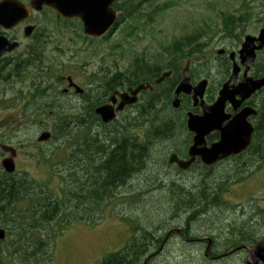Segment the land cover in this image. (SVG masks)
<instances>
[{"label":"rangeland","instance_id":"rangeland-1","mask_svg":"<svg viewBox=\"0 0 264 264\" xmlns=\"http://www.w3.org/2000/svg\"><path fill=\"white\" fill-rule=\"evenodd\" d=\"M245 11L248 21L242 24V30L236 31L232 37L226 36L222 32L224 28L223 16L230 13L243 15ZM43 13L34 15L32 23H58L52 13ZM125 25L126 22L123 20L117 25V29L103 40L87 41L79 38L77 36L79 31L76 26L72 32L60 36L53 35L48 50L58 46L66 53L58 64L60 69L54 71L52 77L57 74H70L80 85L92 72H100L101 67L111 68L116 62L122 66L121 68L127 67L134 58L133 55L137 53H144L149 60H156V62L162 64L161 59L164 58V61L169 60V55L163 52L162 46L175 37L191 33L194 30L202 31L203 37L201 40L206 43V49L198 56L203 58L205 63L207 62L206 64H209L211 57L216 55L218 50L225 48L234 50L240 45L245 35H258L257 33L264 27V0H184L164 11L152 24L145 25L133 38L125 37L122 31ZM46 28H52V26ZM16 34L20 36V39H23L21 30L16 31ZM237 37H239V40H237ZM118 41L122 42V47L115 49L113 43ZM23 42L25 43L27 40ZM195 57L196 55H192L189 59L193 61ZM185 62L182 68L185 66ZM168 70L169 68L163 71ZM109 71H112V69H109ZM52 77L49 73L46 79L50 81ZM22 80L24 78L20 80L12 78L9 82H0V103L2 104L0 105V131L6 132V134L11 133V128L7 129L6 125L14 123L13 135L17 140L24 142V147L21 150H24L27 154L28 151L25 150L34 149L33 146L28 145V142H37L36 138L38 139L42 134L40 133L41 130H48L47 132H49L52 127L48 124L40 127L38 120H34L32 123L27 122V120L21 121V117L27 111L7 107L10 103L8 98L18 93L21 88L27 90V82H20ZM103 92L104 90L101 89L98 93L103 96ZM62 102L63 107H68L69 112H71V106L68 104L64 106L65 99H62ZM157 102V100H154V105ZM87 106L91 108L90 105L83 103L73 120L78 121L80 119L83 123L86 121L83 119L89 118L91 120V113ZM61 111L59 109V114L62 117L73 114L72 112L62 114ZM39 113H42V110ZM154 114L156 115L154 124L158 129L162 125V120L167 116L170 117L171 113L159 111L154 106ZM48 115V111H46V116ZM28 118L30 119L29 116ZM47 121L48 119L45 118L44 122ZM93 125L81 126V123L77 122L76 127L72 125L57 126L54 133L55 138L39 140L45 141L42 142V145H38V151L43 159L39 161L36 154L32 153L30 154L31 157L27 156L24 166L20 167L18 163V167L25 168L26 166L29 170L27 174L33 179L39 182H47L51 189L58 191L60 180L56 175H53L52 171L58 173L56 168H62L61 162L64 161L71 150L70 168L75 171L76 176H79L74 177L76 185L86 179L85 175L88 176L89 182H91L94 167L100 159L97 155L93 156L90 153L89 144L100 145L101 141L104 143L105 138V134L101 133L102 127L95 123ZM64 126L69 129V135L58 134ZM116 126H123L120 129L124 132L121 137H129L128 139L132 141L129 135H132L130 130L133 128V123L129 118H123ZM161 128L159 127V129ZM125 132H128V134ZM77 139L80 140L78 145H72L73 140ZM159 140L158 143L157 141L153 143L156 149L148 157L147 165L144 168L139 167L138 169L136 167L130 170V176L125 180L126 186L119 190L118 184V190H115L117 196L104 204L101 214L96 216L97 220L92 221L91 219L87 220V217H81L62 228L57 225L60 219L49 224L46 229L52 228L56 233L53 244L50 246V258L37 260L30 264H92L104 254L122 248L135 234L132 232L131 223H138L139 220L146 222L149 229L155 227L158 230L160 228L158 231L153 230L155 236H160L165 228L167 229L165 231L166 236L176 233V229L182 227L183 230L184 228L190 230L189 236L191 238L206 237L207 239L208 237H214L217 240H224L227 238L225 234L227 222L231 224L232 231L240 230L252 234L247 235L248 239L258 238L264 232V229L260 230L253 226L252 228L251 225L249 226L250 221L245 214H228L229 209L216 198L217 191L226 187L222 192L228 206L238 204L245 199H254L258 204L264 206V169H260L261 171L255 169L257 162L252 163L254 160L246 159L248 156L234 159L231 162L234 164V168L248 166L254 168L248 170V172L239 170L237 173H228L227 164L213 169H203L195 166V170L180 172L173 166L168 165V157L172 150L182 151L183 148H186V133H179L171 139L162 137ZM153 144L150 143L149 146L152 147ZM242 173L244 175L243 181L239 177ZM235 176L239 178V183L227 182ZM195 196H198V198H195ZM199 199L202 200V207L198 205L196 208L190 205L198 204ZM183 205L188 207L183 208ZM82 214V212H78V215ZM129 219L134 222H130ZM232 231L231 234H233ZM250 231L254 232L251 233ZM243 232H239V234L242 236L244 235ZM183 240L182 237L175 234L166 243L162 253L154 255L152 261L148 264H213L209 261L206 263L203 261L204 256L201 251L204 246L202 244H190ZM233 242L238 243V240ZM245 243L249 244L248 241ZM156 248L158 247L149 246L148 253L152 254ZM0 253V257L4 261L10 259L8 250H1ZM241 258L242 256H237L229 262L228 260L224 262L221 260L214 264H235V260H242ZM146 260L144 258L142 264ZM10 264L19 263L12 262Z\"/></svg>","mask_w":264,"mask_h":264},{"label":"flooded vegetation","instance_id":"flooded-vegetation-1","mask_svg":"<svg viewBox=\"0 0 264 264\" xmlns=\"http://www.w3.org/2000/svg\"><path fill=\"white\" fill-rule=\"evenodd\" d=\"M25 4H28L30 0H21ZM43 12L52 13L55 16L56 22L53 24L51 23H32V18L36 14H44ZM64 20H74L71 22H64ZM31 26L32 29L29 34L25 33V28ZM48 26H52V28H46ZM75 26L78 28L77 36L83 40L87 41H93L95 39L103 40L105 39V36H109L114 32L115 29H117V26L114 30L108 31V34L95 38V37H88L89 39H84L83 36V26L82 22L78 18H63L60 15H58L55 11L48 7H43L40 10L34 11L31 9L30 15L28 18L24 19L22 22L18 23L17 25L11 27V28H4L0 25V36L4 35L6 38H8L10 41H16L18 45L10 50V51H4L0 55V82H9L12 78L21 79L24 78V80L20 82H27V90H22L15 95H13L11 98H8L10 100V103H8L7 107H12L15 109H21L26 110L21 117V121L27 120V122H34V120H38L40 123V127H44L47 124L50 125L51 129L50 132V140L52 138H55V128L57 126L66 125V126H74L76 127V123H81V126H94L93 123L97 125L104 126L106 129H121L123 126H116L120 120L123 118H129L133 123V128L130 130L132 132V135H129L131 139H134V147L138 150V153H140L142 149V142H143V134H142V128L141 124L143 122L142 120V111L137 107L138 102L143 97L144 94H149L154 90V99L160 100L161 98L165 97L167 98V105L164 106L162 110H166L172 115L178 116L179 120L183 122V128L184 132L186 133V141L187 146L186 148H183L182 151L178 150H172L170 157L175 154L176 157L180 160L187 161L190 159L189 155V148L193 144V138L194 133L191 132L187 127V118L188 114L192 113L195 115H201L203 113V107L201 106V103H204L205 105H211L218 97L219 91L223 87L224 83L228 80L231 74L233 62H236L240 67L238 74L234 80L233 88L238 87L240 84L245 82V79H261L264 78V46L261 49H258L256 51L255 58L252 62H248L247 64V70L244 65H241L240 58H239V47L238 45L234 50H228V49H221L222 52L218 53L216 52V55L211 57V62H209L208 69L204 68L205 64H199V68L196 70V72L192 71L191 66V60H186L185 66L188 65L189 68V75H190V81L192 86L196 85L201 80H206V86L203 91L202 97H198L197 100L194 99V91L191 89L189 93H179L178 95V105H173V94L174 91L179 83V81L182 78L183 69L181 70V76L177 81H170L169 78L172 75L173 67L169 68L168 71L161 72L157 77L155 78H149L147 77L142 82H148L153 86L152 90L146 89L142 90L138 94V101L134 104L125 105L121 110H116L120 97L119 94L123 93L125 91H128L129 87H135L139 83H136L134 85H128L126 84V75H125V68L119 64L115 63L114 66L111 68H104L101 67V71L98 73L92 72L90 76H87L82 83H79L73 78V75L67 74H57L55 77H52V73L54 71H57V69H60L58 64L63 58V55L66 53L64 50H61L60 47L54 46L52 50H48L49 42L52 41L51 37L53 35L60 36L64 35L65 33L72 32L75 28ZM22 32L23 39H20V36L16 34V31ZM258 34V33H257ZM256 35V34H254ZM87 37V36H85ZM24 40H27V42H23ZM241 44V43H240ZM257 44V42H256ZM234 51V59L232 60L229 56V53ZM48 52V53H47ZM54 52V53H53ZM52 53V54H51ZM62 53V54H61ZM193 64V63H192ZM62 66V64H61ZM58 67V68H56ZM63 67V66H62ZM109 69H112V71H109ZM118 72L119 76H114L115 73ZM169 72L168 75L164 76L162 80L158 83H155V80L162 76L164 73ZM52 79L48 81L46 79L47 74ZM112 77V79H111ZM140 82V83H142ZM79 87V88H76ZM24 89V88H23ZM103 89L104 94L103 96L99 95V90ZM22 90V91H21ZM161 93V94H160ZM115 96V100L111 101V97ZM235 100H239L241 97L239 94H236ZM62 99H65V104L71 106V112L73 114H70L69 118H63L61 114H59V109L61 106H63ZM2 101V100H1ZM3 102V101H2ZM83 103H86L91 106L87 108L92 109V119H83L86 120L84 123L83 121H80V119L73 120V117L77 114V111L80 109ZM113 105L114 108V117L110 121H103L102 117L99 113L96 114V108L109 105ZM0 105H2L0 103ZM160 103H156L154 106H156V109L160 107ZM245 107L251 108L254 110V113H250L247 116V121L251 123L253 126V133L251 136V140L249 145L244 149L243 151L228 155L227 157H224L212 164H206L204 163L200 156H195L192 163L188 165L186 168H181L178 166L176 162H171L168 159V165L173 166L175 169L179 170L180 172H188L191 170H195V166L198 167H205L208 169H213L216 167H219L220 165L227 164L228 166L226 169L228 170V173H237L239 170H253L254 168L251 167H244V168H234V164L231 162L234 159L239 158L240 156L244 155L246 150L250 147L255 129L257 128L258 124L262 122V119L264 121V85H262L260 88L256 89L254 92H252L247 98L242 100L237 106L235 107L231 101H226L224 105V115L226 116L225 119L221 121L220 126H225L236 114H238L242 109ZM42 110V113H39ZM85 110V109H84ZM46 111H48V116H46ZM166 113V112H165ZM94 115V117H93ZM30 117V119L28 118ZM35 116V118H34ZM155 114H154V120H155ZM37 117V118H36ZM45 118L48 119L47 122H44ZM94 118V119H93ZM70 119V120H67ZM83 123V124H82ZM14 123H10L6 125L7 129L11 128V133L6 134V132L0 131V174H6L8 173L2 162L3 159L6 157L13 156V161L15 165V170L13 173H29L28 168L25 166V168H20L21 166H24L27 156L31 157L30 154H36L37 159L40 161L43 159L41 153L38 151V145H42V142L45 141H39L36 138L37 142H28V145L33 146V150L28 149L25 151L27 154H25L24 150H21L24 147V142L21 140H17L14 133ZM9 131V130H8ZM48 131V130H41L40 133ZM47 138V139H49ZM129 137H119V146L115 143L114 140L111 139L110 135L105 136L103 145L98 144H89L90 145V153L92 155H99L98 153H101L103 155H107L106 159L108 162H110L113 158L115 159L118 157L119 162H125V153H121L117 155V147L122 148L124 147L123 142H125ZM114 139V138H113ZM220 139V130H212L210 133L205 135V145L206 147H210L213 143L217 142ZM80 140H73L72 145H78ZM121 141V143H120ZM22 145V146H21ZM26 146V145H25ZM5 147V148H4ZM36 148V149H35ZM35 150V151H34ZM113 150V151H111ZM120 150V151H121ZM98 152V153H97ZM112 155V157H111ZM18 163L20 164V167H18ZM258 165V164H257ZM255 169H264V165L262 167H257ZM261 171V170H260ZM122 173H126V169L123 168ZM247 175V173H245ZM236 176L233 177V179H230L231 181H227L228 183H239L240 180H238ZM244 179V178H243ZM242 179V181H243ZM126 186V181L122 178V181L119 184V190H122ZM226 188V187H225ZM127 194V193H125ZM132 194V193H128ZM228 209V214H245L246 217L249 219V226L259 228L260 230L264 229V206H261L257 203L254 199H245L244 201L235 204V205H229L227 204V200L225 196L220 200ZM207 206V205H206ZM262 219V220H261ZM261 220V221H260ZM231 224L227 222V230L225 229L226 239L225 240H217L214 237H200V238H191L189 234L187 235L182 227H179L182 229V232H176L172 235H166L161 244L158 248L154 249V252L150 255L154 256V254H160L162 253L163 249L165 248V244L173 238V236L176 234L179 236V234L182 235V238L186 243L195 244L199 243L204 245L203 250L201 253L203 254L204 258L203 261L206 263L207 261L211 263H216L217 261L221 260H234L237 256H242V260H245V257L247 255L246 246H252L253 244H246V243H239V244H233V236L238 235V231H232ZM252 227V228H253ZM174 229V228H173ZM236 233V234H231ZM253 233L254 231H250ZM262 232V231H261ZM246 235H252L250 233H245ZM259 235V234H258ZM261 236H264V232L260 234ZM264 238H260L262 240ZM259 241V240H258ZM257 241V242H258ZM147 259V258H146ZM145 259V260H146ZM144 264H148L147 260L144 261Z\"/></svg>","mask_w":264,"mask_h":264},{"label":"trees","instance_id":"trees-1","mask_svg":"<svg viewBox=\"0 0 264 264\" xmlns=\"http://www.w3.org/2000/svg\"><path fill=\"white\" fill-rule=\"evenodd\" d=\"M182 1L184 0H115L112 6L119 12L116 24L125 20L126 25L122 31L125 37L133 38L139 30L145 27V25L152 24L160 14L178 5ZM246 11L243 15H234L230 13L223 16L224 28L222 32L226 34V36L232 37L235 35L236 31L242 30V24L248 21L245 14ZM71 21L74 20H64V22ZM83 37L84 39H89L88 37ZM107 37L109 36H105V39ZM202 37V31L200 30H194L191 33H185L175 37L172 41L162 46L163 52L169 55L168 61H164V58L161 59V62H163L162 64L156 62V60H149L145 57L146 54L144 53L133 55L134 58L125 68L126 84L134 85L144 81L147 77L151 79L155 78L163 72V70L171 67H173V70L169 80L173 83V81L179 79L182 65L187 59L191 58L192 55H196L191 62V66L194 65L192 71L196 72L195 69L198 68L199 64H205V60L198 56L206 49V43L201 40ZM122 39H124V37H122ZM237 40H239V37H237ZM113 47H115V49L121 48L122 42L118 41L113 43ZM197 64L198 66H196ZM206 65L207 66L204 68L206 69L207 67L208 69L209 64ZM114 76H119V73L116 72ZM154 100L153 90L149 94H144L137 104V107L142 111L143 122L141 128L144 136L140 153H138V150L133 145L135 142L134 139H132V141L127 139L123 142L124 147L122 150L120 147L116 148L117 155L123 152L125 153V162H119L118 157L108 162L106 159L107 155L101 154L103 152H97L99 154L97 156L100 160L96 162L91 182H89L88 176L85 175L86 179L80 181L79 184L76 185L74 177L79 176H76L75 171L70 168L71 161L69 157L71 150L66 155L64 161L61 162L62 168H56L58 169V173L52 171L53 175H56L58 180H60L58 191L51 189L47 182L36 181L27 173L0 174V226L6 229V237L0 241V251L5 249L8 250L10 258L4 261L0 257L1 264H10L12 262L30 264L37 260L49 259L51 255L50 246H52L53 240L56 237V233L52 228L46 229L49 224L60 219L57 225L62 228L64 225H67L77 218L80 219L81 217H87V220L91 219L92 221L97 220L96 216L101 214L104 204L111 198L117 196L115 190H118V184H120L122 178L126 180L130 176L131 169H135L136 167L138 169L139 167L144 168L147 165L148 157H150L151 153L156 149L153 143H156V141L158 143V141H160L159 138L164 137V139H171L179 133L184 132L183 122H181L177 116H172L171 114L170 117L167 116L163 119L164 121L162 120V125L159 126L162 128L159 129L158 127V129H156L157 127L154 124ZM157 101L160 104L163 103L158 110L166 112L167 109H162L167 105V98L163 97ZM60 110H62V114L71 113L68 107L64 108L62 106ZM91 111L92 109H90V113ZM69 117L70 115L63 116V118ZM100 127H102V134L104 133L105 136L110 135L111 139L114 140L115 143L113 144H119V136H122L124 133L122 130L106 129L101 125ZM125 133L128 134V132ZM58 134L69 135V129L64 126ZM150 143L153 144L154 147L149 146ZM100 145H103L102 141ZM245 156H248L246 159L254 160L252 163H258L256 168L264 165L263 119L255 129L250 147L246 150L244 155L239 158H244ZM123 168L126 169V173H122ZM199 168L204 169L205 167ZM242 171L246 172V170ZM239 177L241 179L244 178L243 173L240 174ZM225 189L226 188H223L217 191V199L221 200L223 198L222 191ZM195 198H198V196H195ZM198 201V204L190 205L196 208L198 205L202 207V200L199 199ZM182 207L186 208L188 206L183 205ZM76 211L82 212L83 214L78 215ZM129 221L134 222L130 219ZM131 224L132 232L135 234L131 236L127 243L117 251L104 254L92 264H142L144 258L146 259L147 257L148 263L152 261L154 256L150 255L147 249L149 246L159 247L167 229L165 228L160 236H155L153 230L157 229L155 227L154 229L147 228L146 222H141L139 220L138 223ZM185 232L187 235L191 233L190 230L186 228ZM238 232L242 233L243 231L238 230ZM243 233L244 235L242 236L238 233L234 239L232 238L233 241L238 240V243L233 244H241L247 241L251 244L257 242L260 238H264V236L260 235L258 238L248 239L247 235H245V233L248 232ZM179 236L182 237L181 234H179ZM222 261L224 262L227 260ZM235 264L245 263L243 260H235Z\"/></svg>","mask_w":264,"mask_h":264},{"label":"water","instance_id":"water-1","mask_svg":"<svg viewBox=\"0 0 264 264\" xmlns=\"http://www.w3.org/2000/svg\"><path fill=\"white\" fill-rule=\"evenodd\" d=\"M113 2L114 0H30L28 4H25L21 0H0V25L6 29L11 28L28 18L31 9L37 11L45 6L54 10L63 18L80 19L83 26V34L88 37L98 38L105 35L116 22L118 12L112 8ZM31 29V26L26 27L25 33L29 34ZM17 45L18 43L16 41H10L4 35L0 36V55L4 51L14 49ZM263 46L264 27L260 29L257 36L251 34L244 36L238 53L240 63L245 66L246 70L248 62L254 60L256 51ZM222 50H218V53H221ZM234 54V51L229 54L232 60L234 59ZM239 67L236 62H233L230 77L219 91L217 99L211 105L201 103L203 107V113L201 115L188 114L187 127L194 133L193 144L189 148L190 159L183 161L175 155H172L169 161L176 162L181 168H186L197 155L200 156L204 163L212 164L228 155L243 151L249 145L253 133V126L246 118L250 113H254L253 109L245 107L225 126H220L221 121L226 117L223 113L226 101H231L236 107L237 104L247 98L252 92L264 85V78L255 80L245 79L244 83L233 88V82L238 74ZM168 74L169 72L164 73L155 80V83L160 82ZM205 86V79L192 86L188 65H186L183 69L182 78L173 94V105H178L179 93H189L191 89L194 91V99L197 100L198 97H202ZM76 88L79 87L76 86ZM146 89L152 90L153 86L148 82H142L134 88L129 87L128 91L120 93V101L116 110H121L125 105L136 103L138 94ZM236 94H239L241 97L239 100H235L234 96ZM114 100L115 96H112V103ZM112 103L98 107L97 109V113L100 114L105 122L110 121L114 117ZM217 129L220 130V139L210 147H206L205 135ZM49 135V132L44 131L38 137V140H46L49 138ZM13 156L14 154L4 158L2 162L8 173L14 172L15 170ZM5 237L6 230L0 227V241L5 239ZM246 250L245 264H264V239L259 240L252 246L246 247Z\"/></svg>","mask_w":264,"mask_h":264},{"label":"bare ground","instance_id":"bare-ground-1","mask_svg":"<svg viewBox=\"0 0 264 264\" xmlns=\"http://www.w3.org/2000/svg\"><path fill=\"white\" fill-rule=\"evenodd\" d=\"M137 101H138V100H137ZM97 109H98V108H96V110H95V111H96V114H97ZM173 155H175V154H173ZM175 156H176V155H175ZM4 229H5V228H4ZM5 230H6V229H5ZM176 231H177V232H182V230H181L180 228H177ZM224 240H225V239H224ZM255 243H256V242H255ZM198 244H199V243H198ZM203 246H204V245H203ZM244 247H248V246L245 245Z\"/></svg>","mask_w":264,"mask_h":264}]
</instances>
